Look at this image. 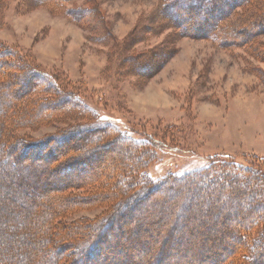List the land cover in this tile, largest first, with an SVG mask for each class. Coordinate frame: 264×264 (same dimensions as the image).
I'll list each match as a JSON object with an SVG mask.
<instances>
[{"label":"rangeland","instance_id":"rangeland-1","mask_svg":"<svg viewBox=\"0 0 264 264\" xmlns=\"http://www.w3.org/2000/svg\"><path fill=\"white\" fill-rule=\"evenodd\" d=\"M163 4V0H74L67 9L89 12L78 25L65 15H53L49 8L33 6V0H10L6 3V26L0 29V43L22 53L41 72L56 76L62 90L77 94L97 111L101 122L118 126L137 141H151L158 148V161L146 174L155 181L169 174L199 170L207 166L208 159L220 156L263 169L264 57L260 54L264 53V29L256 28L257 35L242 47L238 45L243 41L240 35L235 40L240 41L237 45L224 47L215 37L182 38L171 29L161 30L163 23L151 29ZM263 11L264 0H250L221 28L234 33L246 31ZM135 37L143 42L131 48L135 52H129L127 44ZM157 48L167 52L176 49L177 53L156 75L150 79L121 75L122 58ZM36 97L43 98L34 95L31 99ZM58 118L52 125L22 128L16 134L37 142L68 126L88 124L87 119L68 115ZM15 162L6 165L5 160H0V258L26 253L31 260L36 252V242L31 237L42 222L39 216L45 200L36 197L34 188L45 189L49 183L60 187L64 174H48V160L26 158ZM73 175L66 179H75ZM84 191L88 190H78L80 195ZM188 204H183V212H175L177 219L190 210L196 216L205 209ZM161 205L159 200L153 201L142 210L151 213ZM104 212V207L78 211L65 223L94 220ZM151 215L144 220H127L131 237L125 235L120 240L121 248L109 250L108 264L152 263L150 256L162 248L165 231H169L173 220L169 216L158 220ZM223 219L203 216L186 228L182 219L183 223L175 225L182 229L172 234L176 241L188 238L180 248V256L160 264H212L198 261L193 253L221 250L233 244L224 241L221 246L216 239L204 241L199 234L203 224H208L211 237L219 234L228 224ZM152 220L155 223L149 225ZM127 250L133 253L131 260L125 259ZM191 256L194 259L190 260Z\"/></svg>","mask_w":264,"mask_h":264},{"label":"trees","instance_id":"trees-1","mask_svg":"<svg viewBox=\"0 0 264 264\" xmlns=\"http://www.w3.org/2000/svg\"><path fill=\"white\" fill-rule=\"evenodd\" d=\"M8 1L0 0V29L6 26L4 16ZM72 1L33 0V6L49 8L53 15H65L73 23L81 25L89 12L67 9ZM163 1L156 20L151 22L154 23L151 29L157 23H163L159 27L161 30L171 29L182 38L215 37L222 41L220 46L224 47L237 45L240 41L237 43L235 40L240 35L243 41L238 45L242 47L257 35H254L256 28L264 29V11L246 31L234 33L221 28L237 9L250 0ZM93 13L99 15L98 11ZM160 19L162 22H158ZM142 42L139 37L133 38L127 44L128 51L135 52L132 51L133 46ZM176 53V49L167 52L165 48L133 53L122 58V66L119 65L121 75L150 79ZM260 56L264 57V53ZM58 84L56 76L41 72L22 53L0 43V160H5L6 165L26 158L36 162L48 160V174L56 172V177L64 174L60 187L54 188L49 183L45 189L34 188L36 197L45 200L39 216L42 222L31 237L36 242L33 259L22 253L5 260L0 258V264H96L100 261L108 264L109 250L121 248L120 240L125 235L131 237L127 220H144L149 214L158 220L168 216L173 220L169 231H165L162 248L153 256L149 253L151 264H160L175 255L179 257L180 248L188 238L173 240L174 231L182 229V226L175 225L185 220V228L187 225L192 227V221L203 216L211 220L225 218L224 223L228 222L219 234L212 237L207 232L208 224H203L199 234L204 241L216 239L221 246L224 241L233 244L223 246L221 250L194 251L193 256L198 261L264 264V168L220 156L208 159L207 166L199 170L181 175L169 174L155 181L146 171L157 163L158 148L149 140L133 139L127 131L112 123L101 122L97 111L77 94L62 90ZM34 95H42L43 98L32 100ZM64 115L87 119L88 124L68 126L59 134L37 142L16 134L22 128L52 125ZM73 174L75 179H66ZM19 182V187H22L21 179ZM84 189L88 191L80 195L78 190ZM157 200L162 204L158 211L145 213L142 210ZM185 203L199 210L205 209L196 213L197 217L190 210L188 215H179L177 219L175 212H183ZM98 207H104L105 212L94 220L65 223V219L75 212ZM148 223L153 225L155 222ZM19 245L24 243L19 241ZM132 254L127 250L125 259L131 260Z\"/></svg>","mask_w":264,"mask_h":264}]
</instances>
